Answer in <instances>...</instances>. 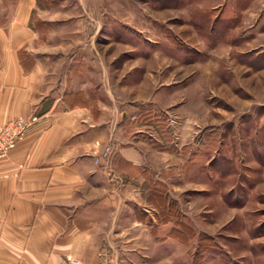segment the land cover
Segmentation results:
<instances>
[{"label": "rangeland", "instance_id": "obj_1", "mask_svg": "<svg viewBox=\"0 0 264 264\" xmlns=\"http://www.w3.org/2000/svg\"><path fill=\"white\" fill-rule=\"evenodd\" d=\"M22 1L56 57L81 46L96 60L89 86L117 102L120 144H145L146 170L116 165L111 139L92 157L136 219L99 264H264V0Z\"/></svg>", "mask_w": 264, "mask_h": 264}, {"label": "crops", "instance_id": "obj_2", "mask_svg": "<svg viewBox=\"0 0 264 264\" xmlns=\"http://www.w3.org/2000/svg\"><path fill=\"white\" fill-rule=\"evenodd\" d=\"M9 12L0 8L6 14L0 23V124L14 117L32 121L0 159V264H99L101 244L130 236L136 219L130 221L129 210L109 193L111 184L92 157L111 139L116 165L146 170L145 144L134 137L120 144L117 102L89 86L101 78L91 70L96 60L80 46L63 61L54 54L62 53L57 41L40 42L27 27L22 0ZM61 60L64 70L56 66ZM71 92L78 98L67 105L63 95ZM124 109L131 115L138 110Z\"/></svg>", "mask_w": 264, "mask_h": 264}, {"label": "built area", "instance_id": "obj_3", "mask_svg": "<svg viewBox=\"0 0 264 264\" xmlns=\"http://www.w3.org/2000/svg\"><path fill=\"white\" fill-rule=\"evenodd\" d=\"M30 124L31 120L18 117L8 119L0 127V157L4 156L6 151L16 143ZM108 149L105 148L104 155L108 153ZM74 262L72 261L71 264H75Z\"/></svg>", "mask_w": 264, "mask_h": 264}, {"label": "trees", "instance_id": "obj_4", "mask_svg": "<svg viewBox=\"0 0 264 264\" xmlns=\"http://www.w3.org/2000/svg\"><path fill=\"white\" fill-rule=\"evenodd\" d=\"M171 234L174 235L175 237H177L178 239H180L181 241H185L186 237L181 236L176 229H173L171 231Z\"/></svg>", "mask_w": 264, "mask_h": 264}]
</instances>
